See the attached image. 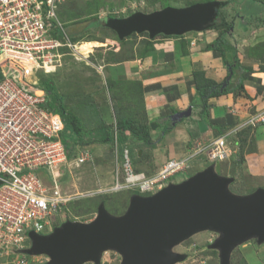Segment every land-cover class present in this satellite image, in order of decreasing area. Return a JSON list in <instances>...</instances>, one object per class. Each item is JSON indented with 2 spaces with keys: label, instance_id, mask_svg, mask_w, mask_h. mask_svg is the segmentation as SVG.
I'll use <instances>...</instances> for the list:
<instances>
[{
  "label": "built area",
  "instance_id": "obj_1",
  "mask_svg": "<svg viewBox=\"0 0 264 264\" xmlns=\"http://www.w3.org/2000/svg\"><path fill=\"white\" fill-rule=\"evenodd\" d=\"M61 3L0 0V253L15 255L16 264L28 263L31 232L49 234L58 226L57 219L64 221L65 209L77 196L64 188L65 178L92 157L88 148L66 145L64 120L47 106L51 92L40 83L61 65L62 48L72 47L58 16ZM259 122H264V110L240 127ZM229 151L228 134H223L168 159L148 175L135 169L125 148L110 190L155 193L199 156L205 155L209 163L225 159Z\"/></svg>",
  "mask_w": 264,
  "mask_h": 264
},
{
  "label": "rangeland",
  "instance_id": "obj_2",
  "mask_svg": "<svg viewBox=\"0 0 264 264\" xmlns=\"http://www.w3.org/2000/svg\"><path fill=\"white\" fill-rule=\"evenodd\" d=\"M206 1L210 0H62L58 16L72 40V47L62 48L64 55L61 65L44 75L40 83L52 84L68 112L77 117L81 126L79 137L85 143L76 144L82 150L88 148L92 154L88 161L73 168L72 175L65 178L64 188L77 196L65 209L64 220L90 221L94 219L100 202H105L108 210L114 214L123 213L129 205L133 189L110 190L115 181L118 157L121 158L123 150L128 148L136 170L142 169L143 163L150 158V147L136 140L131 133H127L122 141L117 137L123 134L115 130L114 140L103 141L107 128L115 129L119 118L126 117L142 122L145 120L139 84L134 83L135 80L114 78L107 68L119 58L132 56L137 41L149 34L134 32L120 41L117 32L104 25L77 33L75 39H72V34L83 28V24L79 22L96 16L124 18L137 11L149 13L166 6L184 7ZM221 1L225 3L222 7L225 9L227 22L217 19L214 30L217 33H226L231 44L237 48L242 65L250 67L254 74L264 75V24L260 22L261 17H264V0ZM227 55L231 56V53L228 51ZM250 78L253 80L254 76ZM255 114L256 111L252 115ZM246 121L247 119L236 124L237 128H233L237 132V138L243 132V129H239L240 125ZM247 177L249 179H244L242 185H238V191L250 189L245 185L254 183ZM99 189L102 191L96 192ZM93 190L95 192L90 194ZM60 222L63 223L56 220V224L61 225ZM217 237V232L203 231L174 246L175 251L187 255L183 261L175 264H221L220 251L210 247ZM251 242L258 243L255 239H251ZM245 243L233 250L231 264H253L246 258L248 253H243ZM47 258L30 256L27 264H47ZM121 259L118 252L109 250L104 252L100 264H121ZM254 259L264 261V253ZM0 264H16V256L0 253Z\"/></svg>",
  "mask_w": 264,
  "mask_h": 264
},
{
  "label": "water",
  "instance_id": "obj_3",
  "mask_svg": "<svg viewBox=\"0 0 264 264\" xmlns=\"http://www.w3.org/2000/svg\"><path fill=\"white\" fill-rule=\"evenodd\" d=\"M221 0L196 2L184 7L166 6L149 13L137 11L124 18H105L120 39L132 33L182 35L214 25ZM192 115V106L172 115L180 121ZM233 176L220 174L212 162L187 178L171 181L161 190L133 193L121 214L100 202L94 219L65 220L49 234L31 232V255H48L47 264H100L104 252L121 255V264H175L186 253L174 246L194 234L214 231L210 247L220 251V263L231 264L233 250L251 239L264 242V187L250 193L231 189Z\"/></svg>",
  "mask_w": 264,
  "mask_h": 264
},
{
  "label": "crops",
  "instance_id": "obj_4",
  "mask_svg": "<svg viewBox=\"0 0 264 264\" xmlns=\"http://www.w3.org/2000/svg\"><path fill=\"white\" fill-rule=\"evenodd\" d=\"M217 32L208 29L191 31L182 36L143 37L133 47L132 56L119 58L107 70L119 80L140 82L145 118L160 124H156V129L152 131L154 140L160 136L168 118L172 120L174 113L192 106V115L178 121L155 148L148 150L150 158L139 171L154 174L168 159L184 156L199 145H207L215 137L228 134L230 151L225 159L216 162V170L235 178L230 185L234 192L249 193L264 187V124L239 127L243 132L238 138L233 128H237L236 124L248 119L255 111L257 114L264 110V75L259 76L251 71L237 73L232 80L233 85L242 82L241 86L224 96L212 97L209 111L202 117L195 86L197 83L223 82L228 74L221 54L207 48L218 36ZM253 76L252 80L250 77ZM208 164L205 155L199 156L175 181L203 170ZM247 176L254 183L245 185L250 189L238 191V185H242L244 179H249ZM261 247L264 244H253L250 240L242 250L248 253L245 254L249 262L259 264L264 261L254 258L264 253Z\"/></svg>",
  "mask_w": 264,
  "mask_h": 264
},
{
  "label": "trees",
  "instance_id": "obj_5",
  "mask_svg": "<svg viewBox=\"0 0 264 264\" xmlns=\"http://www.w3.org/2000/svg\"><path fill=\"white\" fill-rule=\"evenodd\" d=\"M264 4V2H263ZM261 23L264 24V17H261ZM217 19H220V21L227 22L226 19V14H225V9L221 6L218 12V17ZM216 19V20H217ZM83 24V28L81 31L75 32L72 34V39H75V36L77 33H80L82 31H85L90 28H96L99 26H104L105 25V18H101L99 16L96 17H90L87 20L79 22ZM216 22L215 24L210 28V29H215L216 28ZM162 36H173V35H165V34H159ZM158 35V36H159ZM177 36V35H174ZM182 36V35H181ZM149 39V35L146 36ZM119 38V36H118ZM120 41H123L124 39H120ZM150 41V40H148ZM208 49L216 50L218 51L223 59L224 65L227 69V77L223 82L217 83L214 81L204 83V84H199L195 86L196 88V98L199 101L198 106H200V115L203 117L205 116L208 111H209V100L212 97H220L226 95L228 92H231L235 88H238L241 86L240 84L233 85V78L236 76L237 73L243 74L245 72L250 71V67L244 66L241 64L239 55H238V50L233 44H231L229 38L227 37L225 32H220L218 36L214 39L213 42L207 45ZM231 53V56L227 55V52ZM199 74V73H196ZM134 83H138L140 90H141V106L144 109V104L142 100V86L140 82L135 81ZM46 88L51 92L49 99L47 101V106L49 109H51L53 112H58L62 115L65 121V126L64 130L62 131V138L66 145L71 149V145H77L76 143L84 144L85 140L81 137H79L80 132H81V126L77 122V117L72 113L68 112L66 109L61 96L57 93L55 88L53 87L52 84L46 83L45 84ZM143 115H145L143 113ZM178 121L172 122L171 119H167L165 121V125H163L162 132L160 136L157 139L152 138V131L156 129V123L154 121H147L146 118L145 120L138 121L130 118H119V120L116 123V128L109 127L107 128V134L105 135L103 141L107 142L110 140L115 139V130L118 133L123 134L121 137H117V139H121L122 141L125 140L126 134L131 133L133 137L141 141V143L145 146H148L150 148H155L157 143L162 139L163 135L170 131L175 124H177ZM160 125V124H158ZM132 193H138L137 190H133Z\"/></svg>",
  "mask_w": 264,
  "mask_h": 264
},
{
  "label": "clouds",
  "instance_id": "obj_6",
  "mask_svg": "<svg viewBox=\"0 0 264 264\" xmlns=\"http://www.w3.org/2000/svg\"><path fill=\"white\" fill-rule=\"evenodd\" d=\"M63 27H64V25H63ZM210 28H211V27H210ZM210 28H209V29H210ZM147 33H148V32H147ZM187 33H188V32H187ZM185 34H186V33H185ZM182 35H184V34H182ZM157 36H158V35H157ZM157 36H156V37H157ZM156 37H155V38H156ZM149 38H150V37H149ZM151 39H152V38H151ZM70 41H71V43H72V40H71V39H70ZM56 113H58V112H56ZM58 114H60V113H58ZM60 115H61V114H60ZM61 116H62V115H61ZM62 118H63V117H62ZM63 120H64V118H63ZM64 124H65V121H64ZM213 162L216 163L217 161H213ZM210 163H212V162H209V164H210ZM209 164H208V165H209ZM174 182H178V181H174ZM253 191H254V190H253ZM138 193L143 194V195L153 194V193H141V192H139V191H138ZM64 221H65V220H64ZM64 221H62V222H64ZM60 223H61V222H60ZM60 223H59V224H60ZM41 255L46 256V257H48V259H49V256H48V255H45V254H41ZM41 255H31V254H30L29 257H30V256H41ZM48 259H47V260H48Z\"/></svg>",
  "mask_w": 264,
  "mask_h": 264
},
{
  "label": "bare ground",
  "instance_id": "obj_7",
  "mask_svg": "<svg viewBox=\"0 0 264 264\" xmlns=\"http://www.w3.org/2000/svg\"><path fill=\"white\" fill-rule=\"evenodd\" d=\"M76 47V46H75ZM50 260V258L48 259V261Z\"/></svg>",
  "mask_w": 264,
  "mask_h": 264
}]
</instances>
